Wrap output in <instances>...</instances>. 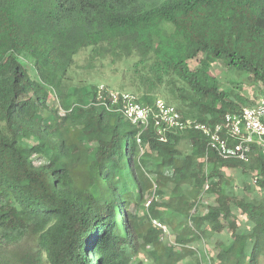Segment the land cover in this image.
Returning <instances> with one entry per match:
<instances>
[{
    "label": "trees",
    "instance_id": "1",
    "mask_svg": "<svg viewBox=\"0 0 264 264\" xmlns=\"http://www.w3.org/2000/svg\"><path fill=\"white\" fill-rule=\"evenodd\" d=\"M170 40L205 59L176 61ZM88 50L111 63L137 57L129 86L143 105L163 97L184 118L220 124L246 100L210 73L214 63L264 86V0H0V264H147L146 251L155 264H203L204 244L219 251L211 264H261V149L250 163L222 160L201 134L165 142L153 125L138 145L140 130L96 103L95 84L90 103L72 102L70 71ZM33 139L56 145L51 159L35 164L21 145ZM209 190L229 203L202 205ZM153 220L187 239L161 243Z\"/></svg>",
    "mask_w": 264,
    "mask_h": 264
},
{
    "label": "rangeland",
    "instance_id": "2",
    "mask_svg": "<svg viewBox=\"0 0 264 264\" xmlns=\"http://www.w3.org/2000/svg\"><path fill=\"white\" fill-rule=\"evenodd\" d=\"M165 29H167L168 25H164ZM166 31V30H165ZM176 34H182L181 31H175ZM170 53L173 56V58L176 61L184 60L186 61L191 69H195L198 67L201 60L205 59L204 54H196L193 46L189 43H174L171 40L168 41ZM93 56V57H92ZM92 58L94 59V62L92 63V68H89V64L91 63ZM138 58L135 57V59H129L128 61H117L116 63H111L109 59H100L99 56H95L91 54V51H82L75 57V64L72 67L70 71V76L73 79L74 86H76V95L74 99H72V102L75 104H79L82 106L87 105L90 103L86 97L90 93V89L88 86L95 84L96 86L104 85L110 89L113 90H120L122 83L124 82L125 88L124 91L126 92H132L133 89L129 86V79L131 76L130 69L133 66V64L136 62ZM210 73L220 79L223 82V88L226 87H233L235 88V92H239L241 96H243L246 100L242 106H249L250 103H257L259 100L264 99V86L260 85L259 83L254 82L249 76L243 73L236 72L232 68H230L226 63L224 62H218L214 63L210 67ZM87 86V87H85ZM240 86V87H238ZM239 89V90H236ZM161 99H164L163 97H160ZM55 98L53 97L51 99V102L54 104ZM165 100V99H164ZM21 145L26 150H31L32 159L35 162V164H40L45 162L46 160L51 159L52 157V151L56 145L54 143H51L48 148H46V145H43L39 143L38 140L33 139L30 141H24L21 140ZM46 148V149H45ZM210 166H206V171L209 169ZM226 175H230V171H225ZM76 180H84L86 179V174H79L75 175ZM253 188L257 189V186L255 184H252ZM173 185L170 184V188H172ZM206 189L208 187L206 186ZM181 187L174 186L172 190L168 191L167 194L172 196V198H175L177 201V204L182 207L183 206V198L181 196L182 194ZM129 198L131 199L130 203L132 204V207L135 206V200H136V192L132 189V187H129ZM154 198V193H152L150 196L149 194L145 195V200L149 201ZM200 203L202 205H210L215 206L216 204H228L229 198L221 196L220 193H217L215 191H206L203 196L201 197ZM133 210V209H132ZM194 214V211H192ZM145 214L142 213V217H144ZM166 219L168 217H165ZM243 220V219H241ZM242 225V224H241ZM164 240H161V243L163 241H169L172 244H179L178 246H181L183 242L187 239L185 236H173L170 235V233L165 234ZM159 244L158 246H160ZM146 250H148L147 247H145ZM151 250V249H150ZM144 251V249H143ZM147 252V251H146ZM146 252H143L144 259L147 262V264H155V259L152 257H149ZM218 250L212 248L208 244H204L201 247V261L203 264H211L217 257H218ZM142 258V257H141ZM261 264H264V260L261 262Z\"/></svg>",
    "mask_w": 264,
    "mask_h": 264
},
{
    "label": "built area",
    "instance_id": "3",
    "mask_svg": "<svg viewBox=\"0 0 264 264\" xmlns=\"http://www.w3.org/2000/svg\"><path fill=\"white\" fill-rule=\"evenodd\" d=\"M121 112L124 118L140 131L136 135L141 145V134L153 125L161 141H167V133L197 132L207 141L208 152L222 160L250 163L253 160V146L259 147L264 155V99L252 106H244L238 113L226 114L220 124L211 125L196 119L184 118L177 108L157 99L152 106L143 105L132 92L97 87L96 103L109 106ZM114 108V109H113ZM148 206V204H147ZM153 226L169 233L163 223L153 220Z\"/></svg>",
    "mask_w": 264,
    "mask_h": 264
}]
</instances>
